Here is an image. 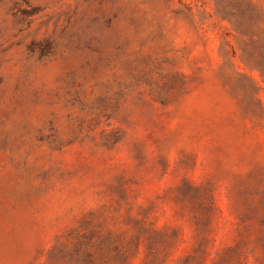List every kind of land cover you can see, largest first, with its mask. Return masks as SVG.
<instances>
[{
  "label": "rangeland",
  "instance_id": "1",
  "mask_svg": "<svg viewBox=\"0 0 264 264\" xmlns=\"http://www.w3.org/2000/svg\"><path fill=\"white\" fill-rule=\"evenodd\" d=\"M0 264H264V0H0Z\"/></svg>",
  "mask_w": 264,
  "mask_h": 264
}]
</instances>
